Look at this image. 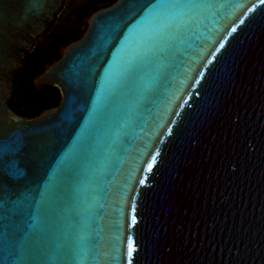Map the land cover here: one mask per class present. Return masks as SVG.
I'll return each instance as SVG.
<instances>
[{"label":"water","instance_id":"1","mask_svg":"<svg viewBox=\"0 0 264 264\" xmlns=\"http://www.w3.org/2000/svg\"><path fill=\"white\" fill-rule=\"evenodd\" d=\"M76 1L0 0V142L11 149L0 164L22 172L19 182L30 181L37 199L55 186L59 156L75 151L77 138L94 127V112L105 104L130 52L152 43L163 48L168 41L166 29H153L146 18L112 44L98 21L113 3L99 8L86 18L82 35L34 77L37 88L58 89V105L33 117L18 114L12 103L26 53L51 30L66 3ZM239 2L251 7L256 0ZM261 9L255 22L250 13L241 23L246 8H221L194 33L182 34L175 41L178 56L148 110L121 114L110 131L97 132L94 156L63 216L70 223L78 213L103 238L96 241L102 250L111 244L120 251L118 264H264ZM85 68L91 69L87 96L81 85ZM69 104L71 135L65 131ZM49 140L55 143L37 188L29 149ZM12 260L0 246V264ZM100 264L108 262L101 258Z\"/></svg>","mask_w":264,"mask_h":264},{"label":"snow or ice","instance_id":"2","mask_svg":"<svg viewBox=\"0 0 264 264\" xmlns=\"http://www.w3.org/2000/svg\"><path fill=\"white\" fill-rule=\"evenodd\" d=\"M258 5H264V0H256L251 7L239 0H226L225 3H217L215 0H113L110 12L98 21L112 44L120 40L126 28L137 23L138 19L146 18L151 19L153 29H166L168 41L163 48L152 43L143 51L130 52L123 61L122 72L105 104L94 112L92 130L86 137L77 138L78 148L75 151L66 152L57 159L58 178L47 196L41 194L37 199L30 181L24 184L19 182L24 175L22 172L14 169L12 163L0 164V246L13 258L12 264H49V261H55V264H75L77 260L88 259L94 264H100L101 258L108 264H118L122 259L120 251L111 244L102 250L96 241L103 238L83 224L78 213L73 215L70 223H66L63 216L84 167L94 156L97 132L110 131L121 114L127 115L139 108L148 110L147 105L153 103L168 69L172 67V61L178 56L175 41L182 34L194 33L198 24L215 15L221 8L228 12L246 8L240 22L244 23V17H249L250 13H253L250 19L255 22L254 13ZM261 13L264 16V9H261ZM259 23L264 26V19ZM232 31H236L235 25ZM220 46H224L222 42ZM90 71V68H85L81 79L82 91L86 96L90 95ZM73 111L69 104L65 117L68 125L65 131L69 135L75 129ZM54 143L53 140L38 141L29 149L37 188L39 180L43 179V163ZM10 151L7 145L0 142V160ZM132 222L135 224V216ZM133 251L130 242L129 257ZM128 264H131V260Z\"/></svg>","mask_w":264,"mask_h":264},{"label":"trees","instance_id":"3","mask_svg":"<svg viewBox=\"0 0 264 264\" xmlns=\"http://www.w3.org/2000/svg\"><path fill=\"white\" fill-rule=\"evenodd\" d=\"M113 0H78L66 3L51 30L40 36L33 49L26 53L24 66L17 75V89L12 108L18 114L33 117L59 103L56 87L41 90L34 77L60 56L67 43L78 39L86 28V18L95 10L108 6Z\"/></svg>","mask_w":264,"mask_h":264}]
</instances>
